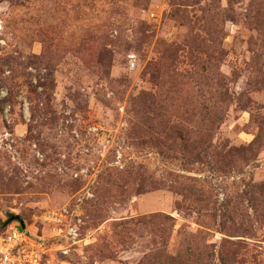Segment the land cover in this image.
<instances>
[{
	"label": "rangeland",
	"instance_id": "374dc122",
	"mask_svg": "<svg viewBox=\"0 0 264 264\" xmlns=\"http://www.w3.org/2000/svg\"><path fill=\"white\" fill-rule=\"evenodd\" d=\"M16 227L18 264H264V0H0Z\"/></svg>",
	"mask_w": 264,
	"mask_h": 264
},
{
	"label": "built area",
	"instance_id": "2783aa9c",
	"mask_svg": "<svg viewBox=\"0 0 264 264\" xmlns=\"http://www.w3.org/2000/svg\"><path fill=\"white\" fill-rule=\"evenodd\" d=\"M121 162L122 154L119 152L116 163L121 164ZM70 233H73V230H70ZM25 239L26 237L24 236V233L19 229V227H16L12 236L9 237V240L0 245V264H18L13 251L18 244L22 243Z\"/></svg>",
	"mask_w": 264,
	"mask_h": 264
},
{
	"label": "water",
	"instance_id": "95a60500",
	"mask_svg": "<svg viewBox=\"0 0 264 264\" xmlns=\"http://www.w3.org/2000/svg\"><path fill=\"white\" fill-rule=\"evenodd\" d=\"M17 219H20V221H21V223H22V227L24 228L25 227V224H24V222H23V220L19 217V216H17L16 217ZM15 218H12V219H10V221H12V220H14Z\"/></svg>",
	"mask_w": 264,
	"mask_h": 264
},
{
	"label": "trees",
	"instance_id": "16d2710c",
	"mask_svg": "<svg viewBox=\"0 0 264 264\" xmlns=\"http://www.w3.org/2000/svg\"><path fill=\"white\" fill-rule=\"evenodd\" d=\"M219 84L221 85V81H219ZM225 92V94H223V95H226V96H228V94H227V90L226 91H224ZM223 92V93H224Z\"/></svg>",
	"mask_w": 264,
	"mask_h": 264
}]
</instances>
